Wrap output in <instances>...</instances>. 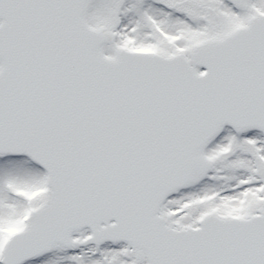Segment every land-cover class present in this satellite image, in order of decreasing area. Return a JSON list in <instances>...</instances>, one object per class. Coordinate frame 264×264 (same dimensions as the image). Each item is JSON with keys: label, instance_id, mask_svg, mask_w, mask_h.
Wrapping results in <instances>:
<instances>
[{"label": "snow or ice", "instance_id": "snow-or-ice-1", "mask_svg": "<svg viewBox=\"0 0 264 264\" xmlns=\"http://www.w3.org/2000/svg\"><path fill=\"white\" fill-rule=\"evenodd\" d=\"M0 264H264V0H0Z\"/></svg>", "mask_w": 264, "mask_h": 264}]
</instances>
